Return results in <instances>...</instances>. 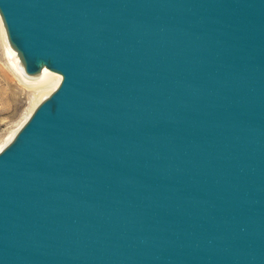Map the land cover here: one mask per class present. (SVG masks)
<instances>
[{
	"label": "water",
	"instance_id": "water-1",
	"mask_svg": "<svg viewBox=\"0 0 264 264\" xmlns=\"http://www.w3.org/2000/svg\"><path fill=\"white\" fill-rule=\"evenodd\" d=\"M61 76L0 149V264H264V0H0Z\"/></svg>",
	"mask_w": 264,
	"mask_h": 264
},
{
	"label": "rangeland",
	"instance_id": "rangeland-1",
	"mask_svg": "<svg viewBox=\"0 0 264 264\" xmlns=\"http://www.w3.org/2000/svg\"><path fill=\"white\" fill-rule=\"evenodd\" d=\"M0 28H1L0 29V148H1L8 142V139L11 137L13 132L16 129H18L20 125L26 120V117L30 112H32L37 102L47 93H49L52 87L50 86L44 87L41 90L42 93H40L39 95H37V93L31 94L30 88L19 81V78L21 77L19 75L16 76L10 68L9 60L7 58V53L9 51L5 53V51H7L8 49L6 50L7 43L5 41L1 22H0ZM4 42L6 45L4 44ZM14 52L12 53L13 55ZM11 56L9 55V59L12 61ZM15 58L16 57H14V59ZM17 58L15 59V61H16V66L19 70L18 72L21 73L23 78L27 79V77H25L22 73L21 67L18 64L19 59L17 61ZM51 73L57 74L55 72H51ZM27 80L30 79L28 78ZM31 80L34 81H26V80L24 81L32 82V83L39 81V79L38 80L31 79Z\"/></svg>",
	"mask_w": 264,
	"mask_h": 264
},
{
	"label": "bare ground",
	"instance_id": "bare-ground-1",
	"mask_svg": "<svg viewBox=\"0 0 264 264\" xmlns=\"http://www.w3.org/2000/svg\"><path fill=\"white\" fill-rule=\"evenodd\" d=\"M0 22H1V20H0ZM1 25H2V23H1ZM1 29V28H0ZM2 29H3V26H2ZM2 32V31H1ZM3 33H4V37H5V41H6V43H7V45L5 44V42H4V44L6 45V50L7 51H5V53H7L8 51V53H7V58H8V60H9V65H10V68H11V70L13 71V73L16 75V76H20L21 78H23L22 77V75H21V73L20 72H18L19 70H18V68H17V66H16V61H15V59L17 58V55L15 54V52H14V50L10 47V45H8V42H7V40H6V36H5V32H4V29H3ZM3 35V34H2ZM4 39V38H3ZM9 47V48H8ZM14 52V55L12 54ZM10 53V54H9ZM11 56V59H12V61L9 59V55ZM16 57L15 59H14V57ZM17 61H18V58H17ZM13 62V63H12ZM18 64L20 65V67H21V70H22V73H23V75L25 76V77H27V79L29 78L30 80H27V79H25V78H23L24 80H26V81H34V80H31V79H35V80H38L39 79V81L38 82H34V83H32V82H25L23 79H21V78H19V81L20 82H22L24 85H27L29 88H30V90H31V94H34V93H37V95H39L40 93H42V89L44 88V87H47V86H50V87H52V89H51V91L57 86V84L60 82V79L61 78H59V77H61V76H59V74L57 75V74H53V73H51V72H53V71H50V70H48V69H46V68H43L42 69V71L40 72V73H38V74H36V75H34V76H27L25 73H24V71H23V68H22V65H21V63H19V61H18ZM56 73V72H55ZM38 78V79H37ZM41 79V80H40ZM50 91V92H51ZM49 92V93H50ZM49 93H47L45 96H47ZM44 94V93H43ZM45 96H41L42 98L41 99H43ZM40 99V100H41ZM39 100V101H40ZM38 101V102H39ZM37 102V103H38ZM33 109V108H32ZM31 113V112H30ZM29 113V114H30ZM29 114H28V116H29ZM27 116V117H28ZM26 117V118H27ZM17 130V129H16ZM16 130L13 132V134L11 135V137L14 135V133L16 132ZM11 137L8 139V141L11 139ZM3 147V146H2ZM1 149V148H0Z\"/></svg>",
	"mask_w": 264,
	"mask_h": 264
}]
</instances>
